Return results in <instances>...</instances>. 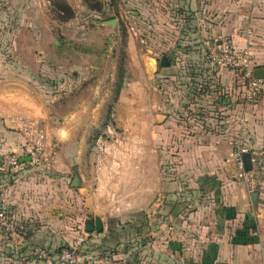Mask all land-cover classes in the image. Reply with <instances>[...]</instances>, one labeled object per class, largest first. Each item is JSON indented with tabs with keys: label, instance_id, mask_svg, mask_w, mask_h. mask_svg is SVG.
I'll list each match as a JSON object with an SVG mask.
<instances>
[{
	"label": "crops",
	"instance_id": "crops-1",
	"mask_svg": "<svg viewBox=\"0 0 264 264\" xmlns=\"http://www.w3.org/2000/svg\"><path fill=\"white\" fill-rule=\"evenodd\" d=\"M0 3L3 18L14 20L16 14L18 25L35 27L28 34L22 28L16 37L36 43L31 53L38 74L49 34L28 12L36 0ZM176 5L182 14L193 15L199 27V11L225 7L230 12L226 32L233 44L249 49L255 69L264 68V0H177ZM169 59L171 66L159 70L178 75ZM19 69L25 88L36 92L40 84L28 81V66L21 61ZM90 74L74 71L67 88L78 87ZM147 84L149 101L131 103L126 146L108 149L98 167L87 171L73 166L83 154V142L76 139L78 125L86 135V124H101L107 101H68L71 110L64 118L55 99L50 101V112L38 105L41 101H34L29 110L23 101L0 116V157L20 154L23 145L45 137L43 166L0 178V206L11 222L9 230L0 231V264H40L34 251L57 253L65 247L82 250L84 264H264V175L253 186L245 185L237 180L232 157L236 136L251 150L264 148V101L256 106L232 98L212 101L213 91L209 96L200 87L198 101H184L178 95L167 103L156 101L149 78ZM183 90L184 98L189 97L191 90ZM120 97L121 93L113 104L119 109ZM187 110L199 116L188 117ZM220 111L223 117L218 118ZM186 117L198 123V131L184 128ZM42 122L44 130L39 128ZM75 170L82 182L76 189L72 188ZM189 206L192 209L186 213ZM95 217L102 220L101 233L86 231L87 222Z\"/></svg>",
	"mask_w": 264,
	"mask_h": 264
},
{
	"label": "rangeland",
	"instance_id": "rangeland-1",
	"mask_svg": "<svg viewBox=\"0 0 264 264\" xmlns=\"http://www.w3.org/2000/svg\"><path fill=\"white\" fill-rule=\"evenodd\" d=\"M176 1L98 0L94 3L88 0H36V6L33 5L28 12L30 16L37 17L39 28L49 34V40L43 42L47 55L42 59L43 67L38 74L34 72L36 58L31 53L36 43L24 40V37L18 41L16 37L22 28L28 34L33 33L35 27L18 25L16 14L12 17L14 20L0 15V116L5 117L8 108H17L23 101L28 102V110L29 106H34V101H41L38 105L49 111L50 101L55 99L59 101L58 110L62 118L71 110L68 101H107L101 124H86V135L80 131L82 125H78L76 139L79 144L83 142V154L73 166L87 171L98 167L100 157L106 156L108 149L126 146L129 139H125L124 134L131 128V103L149 101L148 78L155 88L154 93H157L156 101L170 103L178 95L184 101H198L200 87L209 96L213 91L212 101L215 97L241 101L242 78L228 68L214 66L204 47L207 40L218 36L231 38L226 32L230 12L225 7L219 11L201 10L198 12L199 27L194 24L193 15L186 16L178 11ZM14 5L16 7L17 4ZM184 18H191V22H185ZM112 21L116 24H111ZM211 30L217 32L211 34ZM51 50L56 51L52 52L56 56ZM23 53L25 56L20 57ZM163 56L171 58L178 75L166 74L150 61V58ZM252 60L254 62L253 57ZM21 61L28 66V81L36 80L40 84L36 92L25 88L20 78L24 75L20 74ZM73 68L76 73L91 71L74 89L66 86L73 77ZM218 72L223 73L219 75ZM167 87L171 90L168 91ZM183 89L191 90L189 97L184 98L186 92ZM120 93L119 109L113 104ZM186 113L188 117L199 116L193 110ZM16 114L18 117V112ZM217 114L218 118L223 117L221 111ZM188 117L184 128L198 131V123L187 121ZM261 117L264 123V114ZM1 120L4 121L3 118ZM42 123L44 126L39 128L44 130L45 123ZM109 125L113 127L112 134L107 133ZM77 253L81 258L84 255L82 250Z\"/></svg>",
	"mask_w": 264,
	"mask_h": 264
},
{
	"label": "built area",
	"instance_id": "built-area-1",
	"mask_svg": "<svg viewBox=\"0 0 264 264\" xmlns=\"http://www.w3.org/2000/svg\"><path fill=\"white\" fill-rule=\"evenodd\" d=\"M209 61L216 67L228 68L238 73L243 80L244 88L241 101L248 106H256L264 97V80L254 78V62L249 49H238L232 40L225 36H218L207 40L204 43ZM113 127H107V133L112 134ZM102 137H100L101 141ZM45 137L39 135L36 140L23 145L21 153H5L0 157V178L17 177L45 163ZM233 161L238 168L237 180L247 186H253L256 178L264 175V148L260 150L249 149L242 141L241 137L236 136L232 140ZM251 155L253 166L252 172H246L243 162L244 154ZM30 159L22 162L21 159ZM1 201V191H0ZM1 203V202H0ZM192 209L189 206L188 213ZM11 222L6 209L0 206V231L9 230ZM34 257L40 264H84L82 258L75 248H62L57 253H51L46 249L34 251Z\"/></svg>",
	"mask_w": 264,
	"mask_h": 264
},
{
	"label": "water",
	"instance_id": "water-1",
	"mask_svg": "<svg viewBox=\"0 0 264 264\" xmlns=\"http://www.w3.org/2000/svg\"><path fill=\"white\" fill-rule=\"evenodd\" d=\"M91 2H96L98 0H88ZM111 24L115 25V21H112ZM151 63L153 65H155V67H163V68H168L171 66L170 63V59L167 56H163L160 59H155V58H150ZM254 78L257 80H264V68H256L254 70ZM22 162H28L30 161V159H21ZM243 162H244V166H245V171L246 172H252L253 171V166H252V162H251V155L248 154H244L243 155ZM82 182H81V178L80 175L78 173V171H74V181L72 183V188L76 189L79 188L81 186ZM252 202L253 205L255 207V209H257L258 206V194L256 192L252 193ZM180 209L178 208L175 211V215L179 214ZM86 231L87 232H98L101 233L103 231V224H102V220L99 217H95V219L93 220H89L86 224Z\"/></svg>",
	"mask_w": 264,
	"mask_h": 264
},
{
	"label": "trees",
	"instance_id": "trees-1",
	"mask_svg": "<svg viewBox=\"0 0 264 264\" xmlns=\"http://www.w3.org/2000/svg\"><path fill=\"white\" fill-rule=\"evenodd\" d=\"M238 101H239V100H238ZM246 238H248V236H246L244 239L246 240ZM244 239H243V240H244Z\"/></svg>",
	"mask_w": 264,
	"mask_h": 264
}]
</instances>
